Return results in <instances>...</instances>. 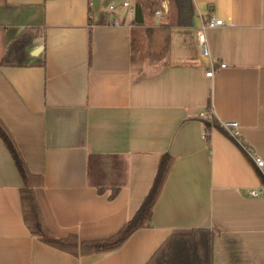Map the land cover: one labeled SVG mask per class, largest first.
<instances>
[{"label":"crops","instance_id":"0c3cea01","mask_svg":"<svg viewBox=\"0 0 264 264\" xmlns=\"http://www.w3.org/2000/svg\"><path fill=\"white\" fill-rule=\"evenodd\" d=\"M192 1V25L175 26L145 7L136 24V0H0V119L42 176L35 196L54 236L113 235L173 157L148 225L115 250L74 255L24 224L22 179L0 138V264H145L189 228L210 231V264H264V194L248 193L264 166L216 128L207 141L199 117L210 102L264 160V0ZM206 16L223 20L205 30L210 77L196 40ZM24 32L25 54L1 63Z\"/></svg>","mask_w":264,"mask_h":264},{"label":"trees","instance_id":"16d2710c","mask_svg":"<svg viewBox=\"0 0 264 264\" xmlns=\"http://www.w3.org/2000/svg\"><path fill=\"white\" fill-rule=\"evenodd\" d=\"M169 20L168 25L191 26L195 14V6L192 0H168ZM144 8L140 1L133 6L134 21L136 24L143 22ZM28 40L24 32L15 37L7 46L1 63L9 60L10 56L25 52V44ZM25 54V53H24ZM13 62V61H12ZM211 106L209 102L208 106ZM206 121V120H205ZM216 128L230 137L251 159L245 147L250 148L242 138V144L236 141L212 116L206 121L204 137L209 141V131ZM0 138L8 149L16 169L22 179L19 189L22 219L30 233L37 236L43 242L58 249L70 252L74 255L103 253L119 248L126 238L136 229L149 224L152 209L160 195L166 178L173 164V157L164 153L152 180L151 186L133 215L115 232L106 238L80 240L75 234L65 237L54 236L46 227L38 201L35 196V188L42 184V176L31 172L24 161L13 137L0 119ZM252 160V159H251ZM115 190L109 195L113 196ZM212 235L205 228L176 229L158 246L145 264H210V244Z\"/></svg>","mask_w":264,"mask_h":264},{"label":"built area","instance_id":"2783aa9c","mask_svg":"<svg viewBox=\"0 0 264 264\" xmlns=\"http://www.w3.org/2000/svg\"><path fill=\"white\" fill-rule=\"evenodd\" d=\"M123 5L127 6L128 2L124 1ZM110 8H112V6H110ZM115 23H118L117 20L115 21ZM221 24H223V20L221 18L215 17V16L213 17L206 16L202 18L201 24L199 25L197 32H196V40H197V45H198V50L200 52V55L209 59L210 69L205 72V75L209 77L213 75L217 67L213 65V62L210 59V52L208 48L205 30L207 28H212L215 26H219ZM224 65L225 64L223 63L220 64L221 67H223ZM212 116H214L212 105L207 107L204 111L199 113V117L206 121H210ZM219 123L233 138L236 139V141L242 144V141L240 140L241 137H240V132H239V123L237 120H220ZM244 149L250 155L254 165L257 168L261 169L264 166L263 158L254 154L251 148L244 146ZM248 193L252 196H258V195L264 194V182L258 187L250 188Z\"/></svg>","mask_w":264,"mask_h":264},{"label":"rangeland","instance_id":"374dc122","mask_svg":"<svg viewBox=\"0 0 264 264\" xmlns=\"http://www.w3.org/2000/svg\"><path fill=\"white\" fill-rule=\"evenodd\" d=\"M134 1L135 0H133V2ZM136 1H140L143 5V8L145 7V9L149 10L150 12L160 11V16L169 17V12L168 15H166L169 6L168 0H136Z\"/></svg>","mask_w":264,"mask_h":264}]
</instances>
